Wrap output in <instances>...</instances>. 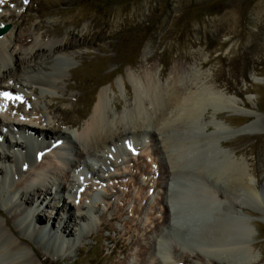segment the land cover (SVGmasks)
Listing matches in <instances>:
<instances>
[{
	"label": "rangeland",
	"instance_id": "rangeland-1",
	"mask_svg": "<svg viewBox=\"0 0 264 264\" xmlns=\"http://www.w3.org/2000/svg\"><path fill=\"white\" fill-rule=\"evenodd\" d=\"M28 14H32V18L26 25L21 26V20ZM0 22L9 24V29L3 37L9 48L14 45V37L29 34L35 39L32 44H64L68 41L75 43L71 48L60 50L61 65H64L60 72L40 68L32 73H21L20 77L26 79V83L31 86L38 77L53 76L54 86L46 90L43 87L37 88L40 99H34L28 87L23 88L22 95L33 99L32 106L39 107L46 116L48 112L45 104L55 102L53 97L56 95L62 97L58 103L59 107L76 117V128L88 116L97 93L102 88L108 90L110 106L114 113L133 102L134 93L126 81L127 72L133 73L139 79L144 73L152 72L159 82L165 85L172 80V75L178 69L185 71L188 80L183 86H191L193 90L196 87L217 89L244 101L246 108L254 110L249 117L227 113L212 115L208 111L199 119L193 135L206 138L209 133H215L214 126L203 125L209 121L225 120L227 125L237 127L249 119L264 117V0H27V3L25 0H4L0 7ZM38 24L42 26L39 28ZM43 32H47L46 35L42 36ZM192 72H197V77L193 80L189 76ZM255 78L261 80L256 81ZM8 83L14 87L11 80ZM248 97H251L249 102ZM6 102L10 106L14 101ZM114 105L118 108L115 109ZM52 116L59 121V115ZM60 127L71 134L76 130L69 125ZM150 128L147 135L131 141L133 148L125 151L122 159L108 164L110 172L124 165L128 168L124 166L127 169L122 174V179L114 180L113 184L99 183L94 187L99 190V195L97 200L93 201L92 212H84L91 220L71 221V234L55 229V236L49 238L36 230L30 229L27 232L18 225L17 219L14 220V211L4 212L11 228L24 236L30 246L40 254L42 261L45 260L42 264H140V259L144 257L151 261L148 264H162L159 258L150 255L154 239L160 234L188 235L189 229L190 245L192 242L207 243L214 238L215 241H221L222 238L237 240L238 235H233L234 232L225 233L231 228L228 230L227 223L224 224L226 219L230 222L224 213L217 218L209 214L206 221L200 220L199 225L194 227L196 221H192L195 217L190 214L193 210L189 211L190 205L194 206L192 203L172 206L171 200L174 198L186 194L189 199L188 196L195 194H188L181 186L185 185L186 181L178 175L173 178L174 184L168 181L167 189L165 188L166 167L164 161L160 163L156 160V155L160 156V144L157 140L159 135L157 136V131L154 133L153 127ZM225 135L228 134L223 133L210 146L215 152L225 153L229 158L231 156L245 160L251 181H254L259 189V183L264 184V133L255 135L237 132L232 136ZM204 144L202 148L205 147ZM0 151L9 154V160L0 161V167L15 171L17 164L13 152L6 149ZM215 152L212 151L213 155ZM193 164L198 167L197 162ZM191 173L197 172L190 169L192 176ZM200 173L204 174L202 171ZM5 174L3 169L0 173V190L5 187L4 190H9L7 193L2 191L6 197L19 187L13 176L10 179ZM90 178L83 179L81 186L75 191L82 192L92 181H97L96 178ZM204 178L207 183L213 181L214 185L210 183L208 191L215 196L216 210L221 209V213L224 205L229 202L223 194L226 185L220 181L216 182L212 176L205 175ZM204 178L201 177L203 180ZM197 191L203 194L202 191ZM63 192L61 195L66 196ZM162 196L166 201L170 199L169 203L167 202L168 221L165 220L166 206L165 202L161 201ZM260 196L263 198L261 204L264 205V193H260ZM194 199L200 200L199 203L204 207L207 204L206 200L198 197ZM88 200L86 199L85 203ZM5 206L0 192V208L9 210ZM235 207L237 213L245 215L251 222L249 228L253 229V247L259 259L252 264H264V223L258 211L262 207L251 201L245 205L237 204ZM47 209L48 215L52 209ZM73 213L77 214V211ZM51 215L55 221L59 220L57 214ZM177 215L183 216L181 220L186 223L183 228L174 223ZM2 219L0 217V222ZM50 227L52 228L51 224H48L45 229H51ZM175 241L173 240V245L176 247L173 246V249L177 251L179 246L176 243L178 241ZM27 249L28 254H32L29 248ZM196 256L200 257L195 255L192 259L189 258L187 264H220L217 260L209 259L202 262ZM125 258L127 262L122 263ZM2 261L3 259H0V263Z\"/></svg>",
	"mask_w": 264,
	"mask_h": 264
},
{
	"label": "bare ground",
	"instance_id": "bare-ground-1",
	"mask_svg": "<svg viewBox=\"0 0 264 264\" xmlns=\"http://www.w3.org/2000/svg\"><path fill=\"white\" fill-rule=\"evenodd\" d=\"M0 7H2V3H0ZM31 18L32 14L26 15L20 22L21 26L26 25ZM1 25H3L2 22H0ZM41 26L42 24H38L37 27L40 28ZM46 33L43 32L42 36ZM5 34L6 32L0 34V93L8 92L13 97L20 96L23 99L22 101L10 99L14 102L8 106V103L0 97V149L9 151L14 149L16 151L14 154L19 152L18 162L14 169L18 175L13 176L19 188L7 194L6 197L3 194V202L9 210L0 208V217L3 218V221L0 222V259H3V261L0 264H42L45 261L44 259L42 261L40 254L30 246L24 236L11 228L10 221L8 222L5 219V211L6 213L14 211V220L17 219L18 225L27 232L30 229L36 230L39 234H45L49 238L55 236V229L62 233L67 231L68 234H71L70 222H76V219L86 220L88 216L84 212H92L94 203L91 202L89 195H91V199L99 195V190L94 187L104 182L113 184L114 180L121 178L128 168L124 165L127 168L124 166L118 167V170L115 169L116 171L110 172L111 168H107L108 164L116 163L117 160L122 159V155L126 154L125 151L133 148L131 141L133 142V140L141 139V137L147 135V132L151 129L150 127H153L155 134L157 131V136L159 135L157 140L160 144L158 151L160 156L156 155L157 158H155L160 163L164 161L163 164L166 167L164 170L166 172L165 188L167 189L168 181L172 183L173 178L178 175L183 181H186L184 182L185 185L181 186L188 191V194H195V196L187 195L189 199L185 196L186 194L180 198L172 196L174 198L171 197L173 199L171 200L172 206H184V204L192 203L194 206L190 205L189 211L193 210V213L190 214L193 215V218L195 217L192 221H196L194 227L199 225L200 220L206 221V216L212 215L217 218V216L224 213L230 221L227 222L226 219L224 224L227 223L228 230L231 228L230 231L225 229V233L234 232L233 235H238L237 240L222 238L219 241L218 238L216 239L218 241H215L214 238V240L207 241V243L206 241L205 243L192 242L190 245L188 235L191 229H189L188 235L184 234L183 236H176L174 233V235L172 233L170 235L160 234L154 239L152 246L150 245L152 248L150 255L159 258V262L162 264H187L189 258L195 255H200L196 258L202 262L209 259L217 260L220 264H252L259 260L253 247L251 233L253 229L249 228L250 219L237 213L235 206L237 204L245 205L249 201L256 206L260 205L262 209H258V211L261 213L260 219L264 223V205L261 204L263 198L260 196V193H264V184L261 191L260 188L257 189L255 182L251 181L250 172L245 167V160L232 158L231 156L229 158L228 155L220 153V151L217 153L210 145L215 139L220 138L223 133L231 136L237 132L238 134L255 135L264 133V117L260 116L255 120L249 119L237 127L227 125L225 120L209 121L203 123V125L214 126L215 133H209L206 138L193 135L192 132L197 128L199 119L208 111L212 115L227 113L249 117L251 113H254V110L246 108L244 101L224 94L217 89L196 87L193 90L191 86L190 88L183 86L188 80L185 71L178 69L172 75V80L165 85H162L152 72L144 73L141 79L133 73L127 72L126 81L134 93L133 102L126 105L123 110L114 113V109L110 106L108 90L102 88L97 93L96 100L88 116L76 128L77 122L74 120L76 117L59 107L58 103L62 97L56 95L53 97L55 102L44 103L48 115H51L46 116L39 107L32 106L33 99L27 95H22L23 88L28 87L33 98H39L37 88L43 87L46 90L45 87L49 89L54 86L55 78L53 76L38 77L32 82L33 85L31 86L26 83V79L20 77L21 73H32L40 70V68L45 71L54 69L60 72L62 66L64 67L63 64L61 65L60 50L71 48L75 43L68 41L64 44H32L35 39L28 33L29 35L24 37H14V45L9 48L6 40H3ZM30 44H32L31 47ZM196 73H190L189 76L192 80L197 77ZM9 80L13 82L14 87L10 86ZM255 80L259 81L261 78H255ZM250 100L251 97H248L247 102ZM114 106L115 109L118 108L117 105ZM24 107L27 108L24 109ZM52 115H59V121ZM60 125H69V127H75L76 130L72 131V134L70 132L68 134L64 129H61ZM221 130H223L222 133ZM7 132H9V135L6 134ZM26 132L29 135H26ZM228 135H225V137ZM36 136L47 141L39 142ZM3 139L5 140L4 144ZM55 143H57L56 146H54ZM203 144L205 145L204 148L201 147ZM35 150L38 152H35L34 155L39 156L41 159H35L31 155V151L34 152ZM212 151L215 152L214 155ZM142 153L144 152L142 151ZM210 154L214 157L211 158L212 155L210 156ZM8 155L0 151V161L9 160ZM217 155L220 157H217ZM24 159L29 164L26 169L19 165ZM86 159H90L94 163L90 164ZM196 162L198 167L193 164ZM152 163L153 161H151ZM83 164L89 168L90 176L92 179L96 178L98 183L94 180L88 185V188L86 187L82 192H78V190L75 191L76 187L81 185L76 183L77 177L74 172ZM3 169L6 173L10 171L13 174L11 168L3 166ZM3 169L0 167V173ZM190 169L197 173H191V176ZM201 171L204 174H201ZM205 175L212 176L216 182L220 181L226 185L223 194L229 202L226 205L223 204L225 211L222 209L221 213V209L216 210L217 200L215 196L208 191L210 183L214 185L213 181L207 183L206 178H204ZM202 176L205 181L201 179ZM4 189L6 187L2 188L4 193L9 192V190ZM63 190L67 192L66 196L61 195ZM197 190L202 191L203 194L200 192L199 194ZM2 191L0 190V192ZM195 197L206 200L208 205L206 204L204 207L203 204L199 203L200 200L194 199ZM86 199L90 201L88 200L85 203ZM169 200L166 201L163 196L161 197V201L165 202L166 206V221H168L169 215L167 210ZM33 204L34 207L31 208ZM220 205L219 203L218 208H220ZM48 207H51L52 210L47 215ZM252 208L257 210L254 206ZM74 211H77V214H74ZM51 213L57 214L59 220L55 221ZM230 216H233V218ZM182 217L177 215V219L174 221L177 224L176 226L179 225L178 227L181 228L186 224L181 220ZM48 224H51L53 229L51 227V229H45V225ZM217 232L219 233V231ZM222 234L224 235V232ZM173 240L178 241H175L179 246L177 251L173 249V244H175ZM27 248L32 254H28ZM123 262H127V258ZM148 263H151V261H148L145 257L142 260L140 259V264Z\"/></svg>",
	"mask_w": 264,
	"mask_h": 264
},
{
	"label": "snow or ice",
	"instance_id": "snow-or-ice-1",
	"mask_svg": "<svg viewBox=\"0 0 264 264\" xmlns=\"http://www.w3.org/2000/svg\"><path fill=\"white\" fill-rule=\"evenodd\" d=\"M3 2H4V0H0V3H3ZM25 3H27V0H25ZM0 97H2L5 101L10 100V99L21 100L22 101V99H23L20 96L13 97L8 92H2V93H0Z\"/></svg>",
	"mask_w": 264,
	"mask_h": 264
},
{
	"label": "water",
	"instance_id": "water-1",
	"mask_svg": "<svg viewBox=\"0 0 264 264\" xmlns=\"http://www.w3.org/2000/svg\"><path fill=\"white\" fill-rule=\"evenodd\" d=\"M9 29V24H5L2 28H0V34L6 32ZM263 182L259 183L260 190L262 189Z\"/></svg>",
	"mask_w": 264,
	"mask_h": 264
}]
</instances>
